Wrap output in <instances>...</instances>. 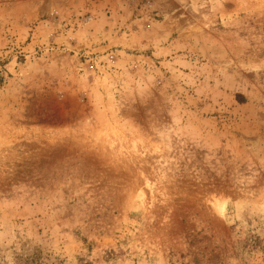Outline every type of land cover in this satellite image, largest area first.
<instances>
[{
  "label": "rangeland",
  "instance_id": "obj_1",
  "mask_svg": "<svg viewBox=\"0 0 264 264\" xmlns=\"http://www.w3.org/2000/svg\"><path fill=\"white\" fill-rule=\"evenodd\" d=\"M0 264H264V0H0Z\"/></svg>",
  "mask_w": 264,
  "mask_h": 264
},
{
  "label": "bare ground",
  "instance_id": "obj_2",
  "mask_svg": "<svg viewBox=\"0 0 264 264\" xmlns=\"http://www.w3.org/2000/svg\"><path fill=\"white\" fill-rule=\"evenodd\" d=\"M216 209H217V211H218V210H221V209H222L221 205H218ZM219 212H220V211H219Z\"/></svg>",
  "mask_w": 264,
  "mask_h": 264
}]
</instances>
